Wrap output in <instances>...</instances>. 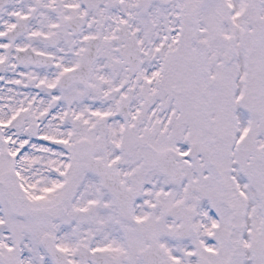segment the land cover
Returning a JSON list of instances; mask_svg holds the SVG:
<instances>
[{"label":"snow or ice","instance_id":"snow-or-ice-1","mask_svg":"<svg viewBox=\"0 0 264 264\" xmlns=\"http://www.w3.org/2000/svg\"><path fill=\"white\" fill-rule=\"evenodd\" d=\"M0 264H264V0H0Z\"/></svg>","mask_w":264,"mask_h":264}]
</instances>
